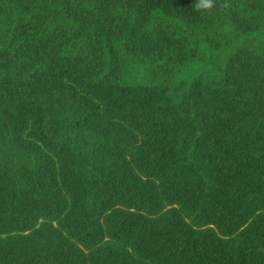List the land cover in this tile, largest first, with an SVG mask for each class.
<instances>
[{
  "label": "trees",
  "instance_id": "1",
  "mask_svg": "<svg viewBox=\"0 0 264 264\" xmlns=\"http://www.w3.org/2000/svg\"><path fill=\"white\" fill-rule=\"evenodd\" d=\"M0 264H264V0H0Z\"/></svg>",
  "mask_w": 264,
  "mask_h": 264
},
{
  "label": "clouds",
  "instance_id": "2",
  "mask_svg": "<svg viewBox=\"0 0 264 264\" xmlns=\"http://www.w3.org/2000/svg\"><path fill=\"white\" fill-rule=\"evenodd\" d=\"M215 0H194V9L199 12H208L214 7Z\"/></svg>",
  "mask_w": 264,
  "mask_h": 264
}]
</instances>
